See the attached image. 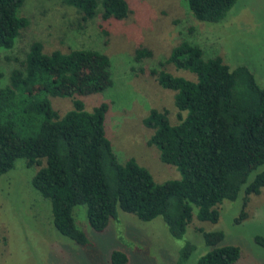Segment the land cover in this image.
Wrapping results in <instances>:
<instances>
[{"label":"trees","instance_id":"16d2710c","mask_svg":"<svg viewBox=\"0 0 264 264\" xmlns=\"http://www.w3.org/2000/svg\"><path fill=\"white\" fill-rule=\"evenodd\" d=\"M22 1L0 0V48L10 49L18 31L27 25L18 14ZM62 1L77 9L83 21L95 16L119 20L129 12L127 0ZM235 1L185 0L191 15L202 22H219ZM148 54L136 49L135 59ZM165 62L195 78L150 70L158 85L173 91L176 108L173 124L166 109L151 108L142 118L152 130L147 143L179 173L178 178L159 183L134 158L118 162L104 134L105 102L86 110L80 98H72L71 108L63 114L50 104V88L58 95L72 94L74 86L66 82L72 77L81 80L78 94L105 88L109 79L105 54L78 49L44 53L41 44L32 41L19 66L9 70L6 83L0 82V175L17 158L26 166H36L30 184L48 199L52 226L78 245L87 239L74 223L72 211L77 205L85 207V218L95 231L115 219L119 208L142 221L159 216L170 236L180 238L192 206L197 220L215 222L216 205L236 199L241 192L234 218L238 223L246 216L249 195L264 187V86L256 83L246 65L229 68L218 55L203 58L201 48L185 40L171 47ZM84 64L92 69L82 73ZM33 85L43 90L35 93ZM201 235L211 248L195 264H232L239 258L237 246H215L222 239L221 231H201ZM254 240L264 246L262 236ZM191 250L192 245L184 243L176 264H183ZM109 261L125 264L127 258L112 250Z\"/></svg>","mask_w":264,"mask_h":264},{"label":"rangeland","instance_id":"374dc122","mask_svg":"<svg viewBox=\"0 0 264 264\" xmlns=\"http://www.w3.org/2000/svg\"><path fill=\"white\" fill-rule=\"evenodd\" d=\"M127 3L129 12L122 19L95 16L83 21L80 12L62 0H23L18 14L27 19V25L18 31L10 49L0 48V82L6 83L9 70L19 66L32 41H38L44 53L78 49L105 54L109 60L105 88L78 94L81 80L72 77L66 80L74 86L72 94L58 95L50 88V104L63 114L71 108L72 98H80L86 110L105 102L104 134L118 162L134 158L159 183L176 179L179 173L162 162L158 149L147 143L152 130L142 124V118L151 108L166 109L173 124L176 108L173 91L158 85L150 70L163 69L193 80L194 74L165 62L171 47L185 40L199 46L203 58L218 55L229 68L246 65L256 83L264 86V0H236L219 22L196 20L185 0ZM136 49L149 54L135 59ZM90 67L84 64L82 73ZM32 88L35 93L43 90L36 85ZM259 169L251 171L247 181ZM36 170L17 158L0 175V264H110L112 250L126 255L125 264H176L178 251L186 242L192 250L183 264H195L211 248L201 231L216 230L222 232V239L215 246L232 244L239 249V258L232 264H264V246L254 240L258 235L264 238V187L249 195L246 216L238 223L234 218L240 210L241 192L236 199L216 205L215 222L197 220L192 206L191 219L180 238L170 236L159 216L142 221L119 208L115 219L95 231L85 218V207L77 205L72 211L74 223L87 239L86 244L78 245L52 226L48 199L30 184Z\"/></svg>","mask_w":264,"mask_h":264}]
</instances>
